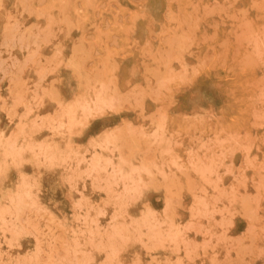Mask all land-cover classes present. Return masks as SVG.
Returning a JSON list of instances; mask_svg holds the SVG:
<instances>
[{
  "label": "rangeland",
  "instance_id": "374dc122",
  "mask_svg": "<svg viewBox=\"0 0 264 264\" xmlns=\"http://www.w3.org/2000/svg\"><path fill=\"white\" fill-rule=\"evenodd\" d=\"M0 264H264V0H0Z\"/></svg>",
  "mask_w": 264,
  "mask_h": 264
}]
</instances>
